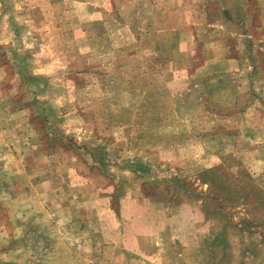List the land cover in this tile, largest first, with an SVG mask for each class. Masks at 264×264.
Instances as JSON below:
<instances>
[{
	"label": "rangeland",
	"instance_id": "1",
	"mask_svg": "<svg viewBox=\"0 0 264 264\" xmlns=\"http://www.w3.org/2000/svg\"><path fill=\"white\" fill-rule=\"evenodd\" d=\"M194 258L264 264V0H0V264Z\"/></svg>",
	"mask_w": 264,
	"mask_h": 264
},
{
	"label": "crops",
	"instance_id": "2",
	"mask_svg": "<svg viewBox=\"0 0 264 264\" xmlns=\"http://www.w3.org/2000/svg\"><path fill=\"white\" fill-rule=\"evenodd\" d=\"M157 233H159V234L162 233V230H158ZM175 244H176V242H175ZM147 259H150L148 257V255H147ZM192 262H195V264H199V260H197V258H194V260ZM147 264H155V261H149V260H147Z\"/></svg>",
	"mask_w": 264,
	"mask_h": 264
}]
</instances>
